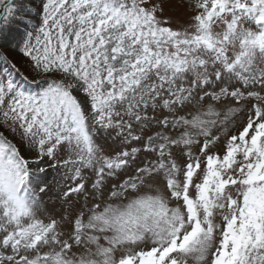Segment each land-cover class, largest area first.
<instances>
[{"label":"snow or ice","instance_id":"1","mask_svg":"<svg viewBox=\"0 0 264 264\" xmlns=\"http://www.w3.org/2000/svg\"><path fill=\"white\" fill-rule=\"evenodd\" d=\"M0 264H264V0H0Z\"/></svg>","mask_w":264,"mask_h":264},{"label":"rangeland","instance_id":"2","mask_svg":"<svg viewBox=\"0 0 264 264\" xmlns=\"http://www.w3.org/2000/svg\"><path fill=\"white\" fill-rule=\"evenodd\" d=\"M35 1H38V0H31V2H32V4H33L34 7L39 4V1L38 2H35Z\"/></svg>","mask_w":264,"mask_h":264}]
</instances>
